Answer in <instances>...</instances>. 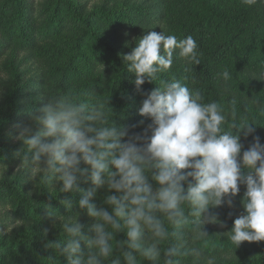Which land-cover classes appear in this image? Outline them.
<instances>
[{
  "label": "clouds",
  "instance_id": "clouds-1",
  "mask_svg": "<svg viewBox=\"0 0 264 264\" xmlns=\"http://www.w3.org/2000/svg\"><path fill=\"white\" fill-rule=\"evenodd\" d=\"M242 3L252 7L264 0ZM176 49L189 65L200 64L192 35L178 40L162 31H148L122 55L137 90L146 81L158 85L139 108L140 115L151 118L143 134L117 127L107 102L92 93L85 94L87 99L49 96L31 115L36 130L29 125L19 132L17 138L27 145L21 167L29 179L55 191L54 184L61 182L60 192L82 194L78 201H62L67 216L45 205L64 234L47 247L65 256L67 264H220L221 257L208 247L211 235L204 225L219 222L210 208L231 205L240 185L246 186L244 211L223 234L235 249L244 241H264V143L254 135L243 152L241 143V135L256 132L249 124L255 121L239 113L235 96L227 104L205 102L202 89L175 76L162 79ZM217 79L230 95V72H218ZM251 103L264 114V99ZM82 180L92 186L82 189ZM101 188L115 190L102 199L107 208L92 202ZM74 203L93 219L91 235L82 232ZM119 233L123 239H117Z\"/></svg>",
  "mask_w": 264,
  "mask_h": 264
},
{
  "label": "trees",
  "instance_id": "trees-1",
  "mask_svg": "<svg viewBox=\"0 0 264 264\" xmlns=\"http://www.w3.org/2000/svg\"><path fill=\"white\" fill-rule=\"evenodd\" d=\"M88 8L81 0H0V80L8 89V106L0 108L1 163H14L27 150L8 143L3 128L18 119L37 128L31 115L51 95L87 99L85 94L92 93L95 100L107 102L117 127L127 128L130 135L143 134L151 118L140 115L139 108L158 85L146 81L137 90L135 74L127 71L122 55L151 29L178 40L192 35L200 53V64L189 65L176 49L172 68L161 73V78L175 76L189 87L202 89L205 102L227 104L235 96L239 113L254 120L249 124L256 129L246 138L241 135L242 152L254 135L264 143V114L251 103L253 98L264 99V3L248 7L242 0H104L93 10ZM224 69L232 76L230 95L224 94L222 81L217 79ZM81 166H85L83 162ZM25 177L17 173L0 179V200L11 203L18 218L28 221L26 227L14 229L11 237L0 233V264H67L65 256L47 247L64 234L61 221L50 216L45 205L67 216L70 213L62 201H78L82 194L50 190L38 180L41 195L33 198L23 184ZM91 186L83 180L80 183L84 190ZM239 187L231 205L225 202L210 208L219 222L204 225L211 235L208 247L221 257L220 264H264V241H244L235 249L223 234L244 211L246 186ZM107 194H115V190L98 189L92 202L107 208L102 205ZM72 212H80L82 232L91 235L93 219L78 204H73ZM123 238V233L117 234V239ZM81 248L87 255L83 241Z\"/></svg>",
  "mask_w": 264,
  "mask_h": 264
},
{
  "label": "rangeland",
  "instance_id": "rangeland-1",
  "mask_svg": "<svg viewBox=\"0 0 264 264\" xmlns=\"http://www.w3.org/2000/svg\"><path fill=\"white\" fill-rule=\"evenodd\" d=\"M39 1V0H38ZM85 1L89 4L88 11L93 10V8L100 2L104 0H81ZM122 0H118L120 2ZM115 1H110V4H113ZM152 31V29H151ZM133 36H136L135 34ZM142 35L140 36V38ZM3 78H6L5 75H3ZM8 89L6 88V83L3 80H0V108H3L6 110L8 104H6L5 95ZM30 100L31 98H26ZM33 124L30 122L19 120L15 121L14 123L7 124L3 130L2 134L6 135L8 138V143L11 144H18L17 148L19 146H22L23 148L27 149V145L23 143L22 140H19L17 138L19 132L26 126H29ZM36 128H33V131H35ZM24 156V155H23ZM23 163V157L22 159H17L14 163L10 164H4L0 162V179L4 177L6 174H9V178H11L14 174L19 175H26L23 181L24 185H27V189L30 192L29 196H33V198L39 197L41 195L40 189H38V181H33L29 179L30 173L21 167ZM57 184L54 185L55 189H58L61 187V182H56ZM55 191V190H54ZM60 192V191H59ZM54 193V192H52ZM58 220V219H57ZM56 220V221H57ZM28 221H22L20 218H18L17 214L15 213V209L11 203L3 202L0 200V229L3 230V234H7L8 237H11V234L14 233V229H21L22 226H25ZM19 225V226H17ZM26 227V226H25Z\"/></svg>",
  "mask_w": 264,
  "mask_h": 264
}]
</instances>
